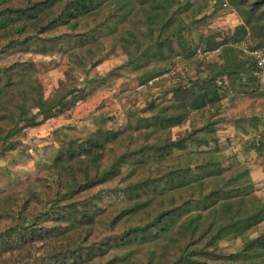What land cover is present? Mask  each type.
Wrapping results in <instances>:
<instances>
[{"label":"trees","instance_id":"1","mask_svg":"<svg viewBox=\"0 0 264 264\" xmlns=\"http://www.w3.org/2000/svg\"><path fill=\"white\" fill-rule=\"evenodd\" d=\"M187 1L0 0L1 156L25 146L15 136L54 116L77 90L46 98L40 70L25 54L65 50L88 68L108 55L94 49H105L103 39L133 18L146 31L121 37L124 46H135L125 66L145 70L144 86L164 73L180 78L165 108L149 104L152 115L139 137L154 141H140L103 165L106 145L125 133L96 131L65 144L51 164L54 176L0 191V264H264V232L253 236L264 224V199L249 161L240 160L255 151L253 165H264V134L245 139L248 132L237 131L238 145L224 147L222 120L213 119L222 94L264 91V67L246 49L240 57L238 48L251 31L258 35L251 51L264 50V0H230L242 23L233 31H200L197 40L196 24L214 12L200 7L192 19ZM82 21L90 26L74 33ZM216 50L219 61L198 56ZM180 60L203 66L205 77L168 74ZM190 115L199 124L174 138L173 128ZM224 240L241 247L227 254Z\"/></svg>","mask_w":264,"mask_h":264},{"label":"rangeland","instance_id":"2","mask_svg":"<svg viewBox=\"0 0 264 264\" xmlns=\"http://www.w3.org/2000/svg\"><path fill=\"white\" fill-rule=\"evenodd\" d=\"M223 3L228 6L224 7ZM200 7L204 8L208 15L213 12L214 15L208 20L198 21L196 26L199 29L194 30L192 34L194 40L198 39L200 31L204 33L233 31L236 25L242 23L239 13L231 6L230 0H188L185 4L192 19L196 18V11ZM91 20L92 18L88 19L93 25ZM88 27L86 22L82 21L76 27L77 31L73 32L81 33ZM131 31L140 35L141 32L146 31V26L135 22L133 18L124 22L117 30L103 39L105 49H94L95 52H99V55L105 50L107 57L97 65L91 61L88 68L77 64L74 60L76 57L73 55V58L69 51L65 50L55 55L25 54L26 58L33 60L40 70L38 76L46 98H51L60 90L62 93L77 90L55 110L54 116L47 120L38 118L34 126L24 127L15 136V141L22 142L25 146L19 145L9 154L0 155V191L10 188L17 181L45 180L54 176L55 173L50 171L52 170L51 164L65 144L75 139L84 140L96 131L125 133L122 141L117 139L114 143L106 145L103 165L110 163L119 154L139 145L140 141H154V137L148 139L139 137L144 130L143 120L152 115V108L149 104L154 101L156 106L161 105L165 108L167 106L165 103L170 99L173 100V86L179 82L180 78L176 75L166 76L164 73L153 80H148V85L144 86L145 83L142 80L146 76L145 70H135L125 66L128 60L126 52L129 49L133 50L135 46H124L121 37H127V32ZM249 33V39L238 45L241 52L240 57L247 55L244 52L245 48L251 51V48L256 46L258 35L255 33L253 35L251 31ZM202 52L198 53L200 58L211 62L219 61L218 51L210 55ZM173 67H180L177 72L183 77L186 76L187 79L195 80L197 77H205L203 66L196 63L180 60L171 68ZM263 74L262 87L264 88ZM263 92L239 98H237V91L234 97L222 94L224 98L217 104L221 106L213 110V115L215 114L213 119L222 120L217 129L220 131L224 147L232 148L238 145L235 139L237 131H247L245 139H252L260 133L264 134ZM167 113L178 114L174 110H168ZM187 117L184 118V123L173 128L171 134L174 138L191 130L192 124H197L200 119L199 116L191 117L190 115L189 120ZM234 136L236 137L232 140ZM257 156L258 153L255 151L248 152L241 155L240 160L249 161L252 178L257 183V194L264 199V165H253ZM124 166L127 168L126 164ZM263 232L264 224L253 236L256 237ZM220 247L229 254L237 251L241 243L224 240L220 243Z\"/></svg>","mask_w":264,"mask_h":264},{"label":"built area","instance_id":"3","mask_svg":"<svg viewBox=\"0 0 264 264\" xmlns=\"http://www.w3.org/2000/svg\"><path fill=\"white\" fill-rule=\"evenodd\" d=\"M246 49V52H248L249 54L251 55H254L256 60H257V63H258V66L260 68H263L264 67V50L263 49H256V50H253V51H249L248 48H245ZM180 70V67H173L171 70H170V73H175L176 71ZM259 76H262V74L260 73Z\"/></svg>","mask_w":264,"mask_h":264}]
</instances>
